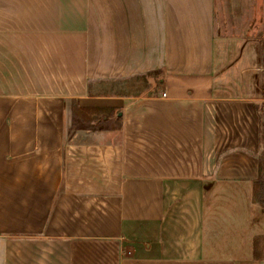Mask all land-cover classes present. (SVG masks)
Listing matches in <instances>:
<instances>
[{
  "label": "crops",
  "instance_id": "obj_1",
  "mask_svg": "<svg viewBox=\"0 0 264 264\" xmlns=\"http://www.w3.org/2000/svg\"><path fill=\"white\" fill-rule=\"evenodd\" d=\"M41 1L0 0V264H238L206 198L226 82L264 100V0Z\"/></svg>",
  "mask_w": 264,
  "mask_h": 264
},
{
  "label": "rangeland",
  "instance_id": "obj_2",
  "mask_svg": "<svg viewBox=\"0 0 264 264\" xmlns=\"http://www.w3.org/2000/svg\"><path fill=\"white\" fill-rule=\"evenodd\" d=\"M66 1L69 8L81 0H57L54 8H50V0H42V25L49 24L53 17L47 10L56 8L59 24H83L80 14H67ZM250 66L264 68L261 64ZM247 82L246 79L226 82L225 90L233 91V96L218 100L231 107H221L215 114L219 154L216 181L206 198V231L211 229L219 254L233 250L238 264H264V100L247 98ZM105 89L113 90L112 86ZM73 107L68 135L85 137L90 133L86 129L99 128L95 121L100 113L81 109L76 103Z\"/></svg>",
  "mask_w": 264,
  "mask_h": 264
},
{
  "label": "built area",
  "instance_id": "obj_3",
  "mask_svg": "<svg viewBox=\"0 0 264 264\" xmlns=\"http://www.w3.org/2000/svg\"><path fill=\"white\" fill-rule=\"evenodd\" d=\"M167 94L166 93H164V96H166Z\"/></svg>",
  "mask_w": 264,
  "mask_h": 264
}]
</instances>
